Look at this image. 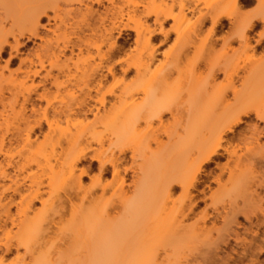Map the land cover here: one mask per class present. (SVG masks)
Here are the masks:
<instances>
[{
    "label": "bare ground",
    "instance_id": "obj_1",
    "mask_svg": "<svg viewBox=\"0 0 264 264\" xmlns=\"http://www.w3.org/2000/svg\"><path fill=\"white\" fill-rule=\"evenodd\" d=\"M247 1H113L90 23L89 4L106 0L30 3L27 25L21 28L28 39L39 38V21L49 18L47 10L55 13L64 5L71 14L74 5L84 7L79 16L87 33L76 23L62 37L59 55L51 56L55 60L50 67L64 75L61 82L54 78V87L76 82L73 55L97 61L89 62L91 66L84 62L88 69L83 66L79 72L84 83L76 87L79 94L71 88L54 100L57 104L45 100L44 106L31 99L32 81L31 87L25 84L33 79L25 76H36L39 70L24 73V81L0 73V264H188L196 258L198 264H214L216 251L220 244L226 246L231 232L236 243L245 242L231 230L234 224L238 227L239 217L264 225V173L259 177L253 171L264 168V143L259 140L263 130L250 127L242 151L225 145L243 118L254 115L264 123V58L248 53L247 35L255 24L240 12ZM256 2L264 23V0ZM16 3L0 0V7L11 12ZM225 18L233 26V38L222 41L223 53L216 56L217 42L210 35ZM206 23L210 35L202 36ZM124 31L134 34L132 45L114 60ZM172 34L173 53L162 52L165 58L156 59L158 47ZM14 42L17 47L18 40ZM234 42L237 49L231 46ZM6 44L1 37L0 53ZM192 49V58L187 57ZM66 51L70 56L60 64ZM83 51L87 54L81 55ZM35 57L44 70L43 57ZM116 66L124 75L133 71L131 79L116 77ZM108 76L112 81L103 91ZM224 155L225 167L208 180L211 173L205 168ZM209 182L216 189L209 190L211 202L197 214L194 194L205 197L200 188ZM237 198L250 203L255 198L260 205L253 201L257 206L239 208ZM208 207L227 229L206 224ZM212 231L217 238L211 237ZM252 234L244 245L248 252L239 259L264 264L258 262L264 236ZM13 250L12 259H5ZM232 261L227 255L220 264Z\"/></svg>",
    "mask_w": 264,
    "mask_h": 264
},
{
    "label": "rangeland",
    "instance_id": "obj_2",
    "mask_svg": "<svg viewBox=\"0 0 264 264\" xmlns=\"http://www.w3.org/2000/svg\"><path fill=\"white\" fill-rule=\"evenodd\" d=\"M13 1H15V0H13ZM18 1H20V2H18ZM42 1L43 0H25V1L16 0V2H17L16 6H14V9H13V7L11 8V9H13L11 12H9L8 9L5 10V9L0 7V38L3 37L7 41V44L4 45L3 51L0 53V73L2 75H4V78L8 77L11 74L12 77H15V79L13 78V81H15L17 77L20 78V80L23 79V81L26 80L25 78H33V79H27L25 81V84H29L30 87L32 85H34V89L32 90L30 96H31V99L33 100V102L36 105L39 104L40 106H44L45 105V100H50L52 102H55L54 100H57V99H60V98L64 97V95L66 93H70V92H72V90H73L74 94H79L80 93L79 88H82L83 84H84V83H81V81H82L81 78L78 79L79 77L82 76V73H81V75L79 73L80 70L82 71L83 66L85 67V69H88V65L89 64H90L89 66H91L92 63H95L94 61H97V59H94V61L93 60H87L88 58L85 59L86 56L82 57V58H77L75 55H73L72 56L73 57V61H75L74 59L77 60L76 61L77 62L76 65H77L78 71H76L75 68H73L68 73L73 75L74 73H72V72L76 71L75 72L76 76L78 74V77H76V79L80 80V81L76 80V82H75V80H73V81H71L70 84L66 85L65 87L58 88V89L51 84V82L52 83L54 82V78H56V77H57L58 82H61L64 79L63 73H60L57 70L52 69L50 67V62L55 60V58H53L51 56L53 54H55V56L59 55L58 54L59 53L58 50L60 51V49H58L57 47H60V48L62 47V43H61L62 37L64 36V34H67V33L71 32V28L74 27L76 23L79 24V26L81 28H83L84 33H87V30H85V27H83L84 24L82 22L83 16H81V15H84V13H85L83 6L74 5L72 8H75V10L73 12H71V14H67L68 11L70 10V8L66 7L64 5H60V7L56 9L57 11L55 13L52 12V11L47 10V15L49 16V18H43V19L40 18L39 26H38V30H37L39 38H32L31 37V38L28 39L27 37H28L29 34L26 31H21V28L23 26H26L27 25L26 23L28 22V20L26 22V19L24 20V18H25L26 14H28V12L30 10V3H31V6H32L33 4L34 5L35 4H41ZM113 1H114V4H117V5L121 3V0L120 1L119 0H106V2H104L102 5H99V6L98 5H90L89 4V6L91 7V10H92L91 11L92 12V17H86V21L87 22L89 21V23L91 21L93 22V19L95 21L96 12L97 13H101V11L103 12V10H104L103 8L111 7L109 2H113ZM159 1L160 0H155L156 3L159 2ZM27 2H28L29 8H25V7H27V5H26ZM102 6H104V7H102ZM241 8L242 9L240 10V12H241L242 16L246 17L248 20L254 22V24H255L254 28L251 31H249L248 35H247L248 38H249L250 47H251V50L248 52L249 56L251 54L252 58H264V23L260 21V17H259L260 16L259 15L260 9H259L258 3L256 2V0H249L245 4H243V7H241ZM78 9H79V11H78ZM6 11H8V12H6ZM76 11H78L77 12L78 14L76 13ZM80 11H82L83 14H82V12L79 13ZM79 14H81L80 15L81 17L79 16ZM80 18H82V19L80 20ZM27 19H28V17H27ZM23 21H25V23H24L25 25H23ZM165 27H166L167 30H169L170 24L166 25ZM232 27L233 26L229 24L228 19L225 18L223 20V26L218 28V29H216L213 33H211V35L209 34V32L211 31L210 30L211 29L210 23H206L205 25H203V27L201 29V32H202V36H206L208 34L214 40H216L217 43H216V46H215V48H216L215 50L216 51L217 50L220 51L222 49L221 48L222 41L223 40H231L233 38L232 37ZM183 29H185V28H183ZM22 30H25V29H22ZM133 38H134V34L132 32H130V31H124L123 32V34L121 35L120 39L118 40L119 45H120V51H119L120 53L117 55V57L114 58V60L116 58H119L120 56H124L125 52L128 53V50H130L129 48L132 45V41H133L132 39ZM14 39H17L18 42H19L17 47H15ZM124 39H126V42H127L126 44H123ZM55 40L58 43L55 46L56 48L55 47L53 48V46L51 44L55 45L54 44V43H56V42H54ZM47 41H49V42L52 41V42L51 43H46L47 45L44 44V42H47ZM155 43H156V45H158V41L155 42ZM173 43H174V34H172L164 42V45H162L161 47H158V54H156L155 58L159 59V60L161 59L160 61H162L163 58H165L164 55L162 54V52H168L170 50L169 51V53H170L171 49H173V46H174ZM44 46H46L45 49H47L48 51L47 50L46 51L43 50ZM231 46L234 49H237L238 44H237V42H234V43L231 44ZM50 50H51V52H50L51 54L49 53ZM192 50L190 51V53H189V55L187 57L191 56V58H192V55L194 53V50L193 51ZM41 51L43 53H41ZM173 51H174V49H173ZM173 51H172V53H173ZM219 51H217L216 56L217 55L219 56V55H221L223 53V50H221L220 52ZM85 52L86 51H83L81 55H83V54L86 55L87 53L85 54ZM45 53L47 54V56L45 55L46 58H44L45 56L42 55V54H45ZM131 53H133V51ZM172 53H170V55ZM36 54H40L43 57V63L45 65L44 70L40 69V67L38 65L37 58L35 57ZM63 54L65 56L64 58L62 56L59 57V59L61 61L63 60L62 62H59L60 64H62L65 61V58L68 57V55L70 56V53L68 51L64 52ZM90 54L93 55L91 52H90ZM48 55H50V56H48ZM246 55H248V54H246ZM246 55L243 56V58H246ZM212 56L214 57V55H212ZM48 57H50V58H48ZM74 57H76V58H74ZM51 58H52V60L49 61ZM84 62L87 63V64L89 62H92V63H89L87 65ZM121 66H124V64H121ZM119 67L120 66H116V68L114 70L115 76L116 77L122 76L123 79L126 80V81L131 79V77L133 76V71H131V72H129V73L124 75L120 71ZM29 70H31V71L39 70V72H38V74L36 76L33 75L34 76L33 77L32 74L29 73ZM27 71H28L29 75H28V77L25 76V78H24V73H26ZM82 72H84V71H82ZM27 74H25V75H27ZM46 74H48L49 76L45 77ZM21 77H22V79H21ZM31 81H32V85L30 83ZM111 81H112L111 77L108 76V78H106V80L103 82V85L105 87V88L103 87V89H102L103 91H106V89H108L107 87L110 86ZM75 84H76V86H75ZM27 86L28 85H26V87ZM76 87H79V88L76 89ZM71 88H73V89L71 90ZM4 95L8 96L9 93H4ZM38 95H44L45 96L44 100L40 101V100L35 99V98H37ZM107 100H111V99L107 98ZM54 104H57V102H55ZM89 104H94L95 105L94 102H89ZM28 107L30 108V106H28ZM29 108L27 109L28 114H29ZM165 119L170 121L168 116H165ZM252 126L258 127V129L260 131L263 130V132L260 135V137L258 136L259 140H260V144H263L264 143V123L258 121L255 118L254 115H251L249 118L246 117V118L242 119V124H240L235 129L234 135H228L225 138V140H226L225 145H227L228 148L229 147H231V148L234 147V148H236V150H239V151L241 149L244 150L243 148H245V146L247 145L246 144L247 141H243V140L250 136V134H249L250 130L249 129ZM233 136H235V137H233ZM128 155L129 154H127V157H128ZM227 162H228L227 156L224 155V157L222 159L216 161L213 164L208 165L205 168L207 172L211 173L210 174L211 176L208 178V180H211V177L213 175L217 174L218 171H220L219 170L220 167L221 168L225 167ZM260 170L263 171V172H261ZM253 171L256 174L260 173L259 174V177H260V175L264 173V168H255ZM94 173L95 172H92V174L89 173V175L92 176ZM90 176H88V177H90ZM259 177H258V175H256V179H259ZM87 178H83V182L84 183H88V179ZM204 179H206V178H204ZM128 182H129V179H128ZM206 185L209 186V187L206 188ZM200 189H204V193L206 194V196L204 197L203 195H197V193L194 194L196 196L195 201H196V204H197L196 207L194 208V211L197 214H198V212L202 211L205 206H209V204L211 202V200L208 197V195L210 193L209 190H211V191L215 190L216 186H215V184H212V183L209 182V183H206L205 185L201 186ZM178 193L179 192H177L176 194H178ZM253 201H256V203L258 205H260L259 202L255 198H254V200L251 201V203L247 202V201L245 202L244 200H241V199L237 198L236 204H237V206L239 208L241 207V208H246L247 209V208H249V207H247L249 205L257 206V204L255 205ZM241 202H242V204H241ZM240 205H242V206H240ZM37 206H39V204H37ZM260 206L262 207V209H264V202ZM225 207H226V209L228 208L227 206H225ZM220 211H221V214H223L221 209H220ZM207 213L211 215V217H209V219H208V221L206 223L207 225L211 226L212 223H214L215 227H217V229H219L221 231H224L225 229H227L226 222L220 221L221 220L220 218H217L216 220L213 218L214 214H212V209L210 207L207 208ZM258 219H261L260 216H258ZM252 221H256V219H252ZM239 222L245 224L246 226L249 225V223L244 222L243 219H241V218H238L237 223L239 224ZM210 226H208V227H210ZM235 226L236 225L234 224L231 227V230H234L235 232L241 231V229H238ZM223 228H224V230H223ZM261 229H264V227L261 228ZM215 233H216L215 231L211 232V237H213V239H214V237L217 238V236H218V234L216 233L217 234V236H216ZM226 234L227 233H225V235ZM237 234H238L239 240L245 239L244 243H239L238 242V245H241L244 248L245 247L244 245L249 240V236L246 235V234H241V233L240 234L237 233ZM230 235H231V238H228L229 240H228V243L226 242V246H225V244L224 245L220 244V250L216 251V252H218L217 253L218 254V258H216L214 264H220L221 263V259L226 258L225 257L226 254H225V252H223V250H225L227 252L230 251V249H229L230 245H228V244L229 243L230 244L234 243V242L231 241V239L234 238L233 233L231 232ZM262 236H264V235H262ZM235 249H236V251H244V250H241L242 248H235ZM15 252L16 251L13 250V251H11V253L5 255L4 256L5 259H7V260L12 259V257L15 254ZM18 252L22 253V251H20V250H18ZM230 255H232L233 257H236V255L232 254L231 252H230ZM199 260H200L199 258L189 259L187 261V263L189 264V263L192 262L191 264H195ZM232 262H231V264H233ZM258 262H260V263L264 262V254H261L259 256ZM242 263L243 264H249V262L247 260H243ZM196 264H198V263H196Z\"/></svg>",
    "mask_w": 264,
    "mask_h": 264
},
{
    "label": "flooded vegetation",
    "instance_id": "obj_3",
    "mask_svg": "<svg viewBox=\"0 0 264 264\" xmlns=\"http://www.w3.org/2000/svg\"><path fill=\"white\" fill-rule=\"evenodd\" d=\"M239 218L243 219L242 217H239ZM243 221L246 222V223H249V222H247L244 219H243ZM263 227H264V225L260 226L259 225V222L252 221V224H249L248 226H246L245 224L239 222V226L236 227V228L241 229V231H239L237 233H239V234L241 233V234L248 235L249 236V240L248 241H250L253 238V234H252L253 232H257V238L258 239L263 238L262 235H264V229H261ZM231 241L234 242V243L233 244H230V243L228 244V245H230V247H229L230 251L227 252V251L223 250V252H225L226 256L227 255H230V252L232 254H235L236 255V257H233L232 255H230L231 258H232V260H233V262H232L233 264H239V263L240 264H243L242 263L243 260L240 261V259H239V257H240L239 255L241 253H243V251H236L235 248H242L241 250H247V248L245 249V247L243 248L241 245H238V243H236L234 241V239H231ZM247 252H248V250H247ZM245 260H247V259H245Z\"/></svg>",
    "mask_w": 264,
    "mask_h": 264
}]
</instances>
